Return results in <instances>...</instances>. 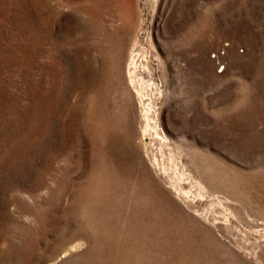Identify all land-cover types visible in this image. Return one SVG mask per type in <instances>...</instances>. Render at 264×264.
I'll return each mask as SVG.
<instances>
[{"label":"rangeland","instance_id":"374dc122","mask_svg":"<svg viewBox=\"0 0 264 264\" xmlns=\"http://www.w3.org/2000/svg\"><path fill=\"white\" fill-rule=\"evenodd\" d=\"M0 264H264V0H0Z\"/></svg>","mask_w":264,"mask_h":264}]
</instances>
